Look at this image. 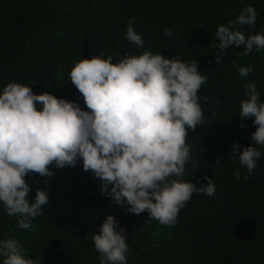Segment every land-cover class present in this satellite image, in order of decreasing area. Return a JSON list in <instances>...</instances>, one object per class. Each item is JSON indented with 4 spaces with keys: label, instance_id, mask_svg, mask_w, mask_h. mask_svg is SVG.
<instances>
[{
    "label": "trees",
    "instance_id": "1",
    "mask_svg": "<svg viewBox=\"0 0 264 264\" xmlns=\"http://www.w3.org/2000/svg\"><path fill=\"white\" fill-rule=\"evenodd\" d=\"M247 6H254L256 24L239 29L246 36L264 34V0H0V92L17 82L34 94L49 92L87 111L69 80L81 58L104 54L116 62L123 54L148 50L167 58L178 52L182 62L197 60L198 71L208 77L199 93L206 123L188 129V179L206 185L208 176L216 186L213 196L193 194L174 225H161L147 220L146 211L136 215L126 213L127 205L114 206L101 193V181L83 170L82 160L75 167L50 165L55 173L50 178L25 177L30 202L38 188L47 192L44 215L24 230L20 218L8 216L0 205V239H15L25 258L43 257L38 264H100L91 234H100L112 215L127 233V264H264V147L257 145L261 157L248 179L246 169L231 158L239 155L231 152L234 143L240 151L254 145V117L242 118L238 111L248 81H256L264 101V50L241 56L243 46L213 47L219 43L217 26L235 20ZM133 17L143 49L125 39ZM165 28L174 35L165 36ZM215 56L223 63L217 65ZM233 61L253 67V73L242 80ZM205 95L210 102H204ZM237 169L240 179L234 176Z\"/></svg>",
    "mask_w": 264,
    "mask_h": 264
},
{
    "label": "clouds",
    "instance_id": "2",
    "mask_svg": "<svg viewBox=\"0 0 264 264\" xmlns=\"http://www.w3.org/2000/svg\"><path fill=\"white\" fill-rule=\"evenodd\" d=\"M257 15L254 6H247L235 20L218 25L219 43L213 47L223 51L243 46L241 56L260 53L264 34L246 36L239 29L254 27ZM135 22V17L129 19L125 39L143 49V34L134 29ZM164 35L174 34L165 28ZM180 57L178 52L167 58L145 50L139 55L123 54L116 62L104 54L74 62L69 80L87 111L49 92L34 94L29 85L9 82L4 86L0 92V205L8 216L20 218L19 228L29 230L32 220L44 215L49 199L38 188L35 201L30 202L25 177L50 178L55 175L50 165L75 167L82 160L83 170L101 181V193L114 206L127 205L126 213L136 215L146 211L147 220L161 225H174L193 194H215L212 178L205 176L206 185L199 186L188 179L192 157L186 137L188 129L194 131L206 123L199 93L208 77L198 71L197 60L182 62ZM214 58L217 65L223 63L221 56ZM233 67L242 80L254 71L237 66L236 61ZM243 90L246 98L240 101L239 115L254 117L257 128L251 134L254 145L240 151L234 143L231 152L239 155L231 158L246 169L244 179H248L261 157L257 145L264 147V101L256 81L244 83ZM203 100L207 103L211 98L205 95ZM37 104L42 107L38 109ZM234 176L241 178L239 169ZM91 235L100 264H127V233L114 216H107L100 234ZM0 258L2 264H38L43 259L25 258L15 239H0Z\"/></svg>",
    "mask_w": 264,
    "mask_h": 264
}]
</instances>
